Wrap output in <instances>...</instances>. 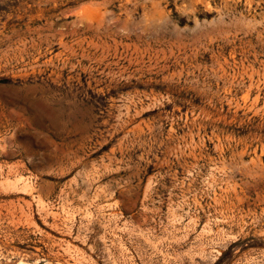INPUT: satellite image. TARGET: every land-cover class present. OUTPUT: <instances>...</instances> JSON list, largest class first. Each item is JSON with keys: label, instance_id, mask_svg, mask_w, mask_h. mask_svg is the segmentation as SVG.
Masks as SVG:
<instances>
[{"label": "rangeland", "instance_id": "rangeland-1", "mask_svg": "<svg viewBox=\"0 0 264 264\" xmlns=\"http://www.w3.org/2000/svg\"><path fill=\"white\" fill-rule=\"evenodd\" d=\"M264 264V0H0V264Z\"/></svg>", "mask_w": 264, "mask_h": 264}, {"label": "bare ground", "instance_id": "bare-ground-1", "mask_svg": "<svg viewBox=\"0 0 264 264\" xmlns=\"http://www.w3.org/2000/svg\"><path fill=\"white\" fill-rule=\"evenodd\" d=\"M33 264V263H32Z\"/></svg>", "mask_w": 264, "mask_h": 264}]
</instances>
